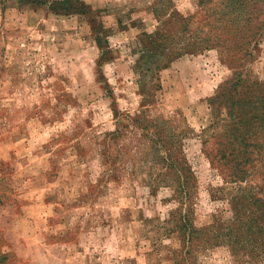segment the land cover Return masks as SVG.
I'll list each match as a JSON object with an SVG mask.
<instances>
[{
  "label": "rangeland",
  "instance_id": "374dc122",
  "mask_svg": "<svg viewBox=\"0 0 264 264\" xmlns=\"http://www.w3.org/2000/svg\"><path fill=\"white\" fill-rule=\"evenodd\" d=\"M87 1L76 80L5 13L0 264H264V0Z\"/></svg>",
  "mask_w": 264,
  "mask_h": 264
},
{
  "label": "crops",
  "instance_id": "0c3cea01",
  "mask_svg": "<svg viewBox=\"0 0 264 264\" xmlns=\"http://www.w3.org/2000/svg\"><path fill=\"white\" fill-rule=\"evenodd\" d=\"M24 1L0 0V30L3 22L4 26L7 24L6 10L13 8L16 3L18 13L26 11L27 29L33 30V42L46 51L48 60L54 59L55 62L52 64L59 68L60 66L67 68V74L71 78L76 80L81 77L82 60H88L89 57L85 53L91 52V49L88 50L83 45V40L90 38V35L83 29L82 23L89 21L94 5L87 0H43L46 4H42L38 7L41 9L36 10V6L30 8L29 5L23 3ZM62 1L67 2L63 4L62 10H57L55 5L63 3ZM27 2L30 1L27 0ZM93 35L92 39L97 43L95 33Z\"/></svg>",
  "mask_w": 264,
  "mask_h": 264
},
{
  "label": "trees",
  "instance_id": "16d2710c",
  "mask_svg": "<svg viewBox=\"0 0 264 264\" xmlns=\"http://www.w3.org/2000/svg\"><path fill=\"white\" fill-rule=\"evenodd\" d=\"M63 3H59V5H55L57 7V10H62L63 4H65L67 1H62Z\"/></svg>",
  "mask_w": 264,
  "mask_h": 264
}]
</instances>
